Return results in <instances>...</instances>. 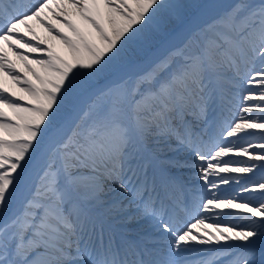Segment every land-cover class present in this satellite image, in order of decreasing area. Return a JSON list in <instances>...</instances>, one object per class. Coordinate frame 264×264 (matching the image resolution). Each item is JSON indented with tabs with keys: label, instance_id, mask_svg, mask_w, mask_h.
Returning a JSON list of instances; mask_svg holds the SVG:
<instances>
[{
	"label": "snow or ice",
	"instance_id": "obj_1",
	"mask_svg": "<svg viewBox=\"0 0 264 264\" xmlns=\"http://www.w3.org/2000/svg\"><path fill=\"white\" fill-rule=\"evenodd\" d=\"M0 264H264V0H0Z\"/></svg>",
	"mask_w": 264,
	"mask_h": 264
},
{
	"label": "bare ground",
	"instance_id": "obj_2",
	"mask_svg": "<svg viewBox=\"0 0 264 264\" xmlns=\"http://www.w3.org/2000/svg\"><path fill=\"white\" fill-rule=\"evenodd\" d=\"M224 2H227V0H224ZM53 7H55V5H53ZM48 15H49V17L51 16L50 13ZM73 19L78 25L81 24V22L79 20H77L75 17H73ZM35 28H36L37 33L41 37H47V33L45 32V30L42 27H40L39 25H35ZM57 50L62 52V46H60L58 43H57ZM9 55L11 56V53H9ZM30 55H39V54L38 53H33V54H30ZM12 59L15 60V57H12ZM17 63H19V62H17Z\"/></svg>",
	"mask_w": 264,
	"mask_h": 264
}]
</instances>
